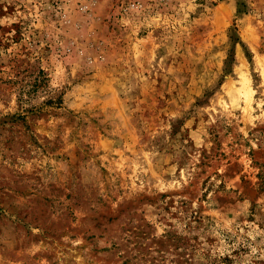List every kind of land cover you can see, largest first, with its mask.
<instances>
[{
    "label": "rangeland",
    "instance_id": "obj_1",
    "mask_svg": "<svg viewBox=\"0 0 264 264\" xmlns=\"http://www.w3.org/2000/svg\"><path fill=\"white\" fill-rule=\"evenodd\" d=\"M0 264H264V0H0Z\"/></svg>",
    "mask_w": 264,
    "mask_h": 264
}]
</instances>
